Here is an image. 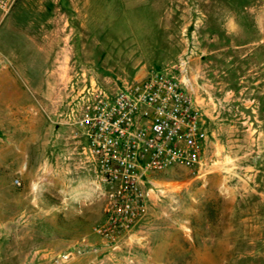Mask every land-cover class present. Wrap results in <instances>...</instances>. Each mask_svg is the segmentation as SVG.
Instances as JSON below:
<instances>
[{"label":"rangeland","instance_id":"rangeland-1","mask_svg":"<svg viewBox=\"0 0 264 264\" xmlns=\"http://www.w3.org/2000/svg\"><path fill=\"white\" fill-rule=\"evenodd\" d=\"M151 71L193 98L200 162L148 174L144 215L103 241L106 188L69 123L91 88ZM0 264H264V0H15L0 21Z\"/></svg>","mask_w":264,"mask_h":264},{"label":"built area","instance_id":"built-area-1","mask_svg":"<svg viewBox=\"0 0 264 264\" xmlns=\"http://www.w3.org/2000/svg\"><path fill=\"white\" fill-rule=\"evenodd\" d=\"M14 2L0 0V21ZM74 119L106 188L104 218L92 228L103 241L127 232L144 215L142 181L148 174L200 162L199 110L181 83L163 73L151 71L110 95L91 88Z\"/></svg>","mask_w":264,"mask_h":264},{"label":"crops","instance_id":"crops-1","mask_svg":"<svg viewBox=\"0 0 264 264\" xmlns=\"http://www.w3.org/2000/svg\"><path fill=\"white\" fill-rule=\"evenodd\" d=\"M69 126H72V127H75L76 126L75 125V119L74 118L71 121V123H69ZM34 128H35L34 133L35 132H37V133L40 132L39 130L36 129V127H34ZM28 129H27V127L25 125L21 124V135H24L23 138L21 139V150H24L25 149V145H24V143H25V139H24L25 138V134L27 132H30L31 127H29Z\"/></svg>","mask_w":264,"mask_h":264}]
</instances>
